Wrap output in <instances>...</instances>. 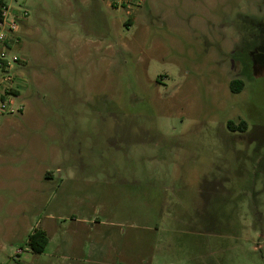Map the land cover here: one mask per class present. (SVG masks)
<instances>
[{
  "label": "rangeland",
  "instance_id": "rangeland-1",
  "mask_svg": "<svg viewBox=\"0 0 264 264\" xmlns=\"http://www.w3.org/2000/svg\"><path fill=\"white\" fill-rule=\"evenodd\" d=\"M6 3L27 15L22 109L0 115V264H25L36 228L34 264L63 239L100 243L99 264H264V0Z\"/></svg>",
  "mask_w": 264,
  "mask_h": 264
},
{
  "label": "built area",
  "instance_id": "built-area-1",
  "mask_svg": "<svg viewBox=\"0 0 264 264\" xmlns=\"http://www.w3.org/2000/svg\"><path fill=\"white\" fill-rule=\"evenodd\" d=\"M20 1V0H15ZM143 0H112V6H126L129 10H136ZM27 15L26 9H10L7 5L3 9L0 22V115L14 113L22 109L15 107V98L21 90L20 78L24 73L16 70V65L22 62L20 55L12 52L11 42L17 38V32L21 21Z\"/></svg>",
  "mask_w": 264,
  "mask_h": 264
},
{
  "label": "crops",
  "instance_id": "crops-1",
  "mask_svg": "<svg viewBox=\"0 0 264 264\" xmlns=\"http://www.w3.org/2000/svg\"><path fill=\"white\" fill-rule=\"evenodd\" d=\"M136 11H138L136 9ZM24 21L21 23L23 24ZM128 22H132L129 20ZM91 249L89 250L88 254L84 253H75L71 250L70 240L63 239L62 241V250H59L57 252L51 253V258L54 260L48 262V264H81L84 262H89L93 264H99L102 262L101 255L106 254L107 250L103 249V247L98 243L97 241L93 240L91 244ZM45 251V250H44ZM43 251V252H44ZM26 253V260H22L25 262V264H34L32 258L35 256L34 251L31 250L30 247L26 249L18 250V254L20 253ZM42 252V253H43ZM82 255H86L84 258H82Z\"/></svg>",
  "mask_w": 264,
  "mask_h": 264
},
{
  "label": "trees",
  "instance_id": "trees-1",
  "mask_svg": "<svg viewBox=\"0 0 264 264\" xmlns=\"http://www.w3.org/2000/svg\"><path fill=\"white\" fill-rule=\"evenodd\" d=\"M6 6V0H0V22L2 21L3 9ZM230 88L234 93H238L243 88V81L240 79H234L230 83ZM227 126L232 130L245 131L247 128V122L242 121L239 124H235L233 121H229ZM49 242L48 234L45 230L36 228L28 237V245L34 252H43Z\"/></svg>",
  "mask_w": 264,
  "mask_h": 264
}]
</instances>
